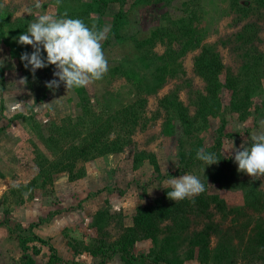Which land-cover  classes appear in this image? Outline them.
<instances>
[{"label":"rangeland","instance_id":"374dc122","mask_svg":"<svg viewBox=\"0 0 264 264\" xmlns=\"http://www.w3.org/2000/svg\"><path fill=\"white\" fill-rule=\"evenodd\" d=\"M74 1L41 0L36 8L35 0H0V22L7 17L10 24L20 23L13 38L6 26L0 35V264H27V256L46 264L50 247L67 264H100V255L87 248L103 246L109 252V244L132 224L136 208L152 204L162 196L165 180L184 173L199 177L205 193L218 195L221 203L211 202L204 210L192 206L183 229L171 221L161 224L159 239L169 236L174 246L163 253L166 264H264V176L253 179L237 171L233 159L236 150L253 143V134L264 131V72L256 66L264 54V6L255 0L111 3L102 14H92L101 27H110L102 41L106 74L82 88L67 89L63 82L49 88L47 82L58 79L55 66L33 72L8 39L17 44L37 15H61ZM122 9L125 19L117 18ZM117 22L119 34L112 31ZM153 34L152 46L137 44ZM203 44L214 45L233 74L260 83L250 92L246 118L227 111V90L222 91L219 115L207 121L197 116L196 102L200 93L206 94V84L195 73L194 59ZM41 55L46 57L42 47ZM166 98L187 108L192 119L188 132L176 113L165 109ZM93 134L121 143L122 149L77 160L74 172L85 175L72 180L58 150ZM218 141L221 159L213 150ZM182 145L185 161H179ZM198 149L214 154L218 163L205 165L196 158ZM139 152L153 154L155 162L144 158L136 165ZM250 188L259 194L247 196ZM103 209L109 223L99 231L91 224ZM169 226L176 232H167ZM160 247L142 239L133 252L147 255ZM33 248L45 252L35 254ZM141 260L133 264H152L153 259ZM106 264L124 262L116 254Z\"/></svg>","mask_w":264,"mask_h":264},{"label":"trees","instance_id":"16d2710c","mask_svg":"<svg viewBox=\"0 0 264 264\" xmlns=\"http://www.w3.org/2000/svg\"><path fill=\"white\" fill-rule=\"evenodd\" d=\"M127 0H91L90 2L75 0L72 6L67 10L69 17L72 18H81L87 25L91 26L93 23H96L98 26H101V20L99 17L92 16L93 13L102 14L107 6L111 3H119L122 7ZM162 1V0H158ZM151 0H133L128 7L134 6L136 4H145L149 3ZM255 2L264 6V0H255ZM65 11L63 10V13ZM62 13V14H63ZM117 18L125 19L126 12L122 9ZM4 26L8 27V30L13 38L16 32L19 31L20 23L10 24V21L7 17L3 18L0 22V35L4 33ZM120 23L117 22L113 28V33L119 34ZM155 36L139 41L137 44L140 46L143 43L148 47L153 45V40ZM11 47L17 50V54L21 55L26 49L24 45L20 43L14 44L9 37L8 39ZM197 45V44H196ZM195 45V46H196ZM192 46L191 48L195 47ZM201 51L198 56L194 59V69L195 73L203 79L206 84V94H199L196 108L197 116L202 117L204 121H207L208 117H216L220 114L222 108L221 105V95L222 91L227 90L230 93L229 104L226 106L228 112L236 113L240 119L246 118L249 111L250 105V92H254L260 86L259 82H254L246 78L245 75L233 74L232 71L224 65L221 60L220 54L216 51L214 45L212 44H203ZM256 60L257 68H260L264 72V54L261 58ZM2 72L0 71V74ZM158 84H154L151 88V91H156ZM165 109L169 111H174L177 115V118L186 126V132H188V127L191 125V118L187 112V108L183 106L182 103L176 101L175 99H165L163 100ZM130 122V120H128ZM224 126V125H223ZM222 126V127H223ZM185 128V127H184ZM74 140V137H72ZM220 142L218 141L216 147L213 150H216V157L221 159V152L218 150ZM182 149L179 151V161H185V155L187 154ZM122 144H118L117 141L105 138L104 140L99 139L96 134L92 135L91 139H84L80 143L73 142L68 149L60 148L58 151L61 154L59 162L66 160V167H68L70 179H79L84 174H77L74 172V165L77 160H92L98 156H102L108 153H116L121 151ZM144 158H150L154 161L155 157L153 154L139 152L135 155V164H140L141 160ZM155 162V161H154ZM0 177H4L3 173L0 171ZM169 189H165L162 193V196L157 198L152 204L146 206H139L136 208V213L133 216L132 224L125 228L122 235L114 244H109V252L104 251L103 246H97L95 248H87V251L91 255L97 256L100 255V264H106V260L110 259L112 256L119 254L121 260L124 264H133V262L138 263L142 261L144 257H152V264H158L160 261L166 264L168 259L163 255L168 249H173L172 239L169 236L159 239V234L163 232L161 224L165 221L173 222V226L176 229H183L187 224V212L190 209H194L192 206L197 207L199 210H204L207 208L211 202L216 205H220L221 200L216 194H206L205 191L200 195H197L192 198H186L181 201H173L169 199L166 195ZM259 192H256V189L250 188L247 190L246 195L251 197H256ZM189 208V209H188ZM7 213V212H5ZM108 211L103 209L97 211L92 220V226L97 230H103L109 223ZM174 227H167V232L170 234L175 233L176 230ZM12 231L10 230V233ZM262 240L264 241V229L261 231ZM165 233V232H164ZM142 239H150L153 244L160 245V249L155 251L151 249L148 254L141 253L136 255L133 252L134 245L137 241ZM42 244H45V240L38 239ZM170 247V248H169ZM22 249H28L25 242L21 244ZM108 248V245H107ZM52 250L51 255L48 258L46 264H58L64 263L67 264L59 257L56 251L50 247ZM33 253H40L38 248L32 249ZM175 251V250H174ZM27 264H35L34 259L31 256H27ZM69 264H81L77 261L69 262Z\"/></svg>","mask_w":264,"mask_h":264},{"label":"clouds","instance_id":"9594fccd","mask_svg":"<svg viewBox=\"0 0 264 264\" xmlns=\"http://www.w3.org/2000/svg\"><path fill=\"white\" fill-rule=\"evenodd\" d=\"M60 0H57L59 4ZM35 7H41V0H35ZM110 27L93 23L87 25L81 18L69 17L67 11L61 15L43 13L29 23L27 30L18 36V43L30 45L31 53H21L20 59L31 70L54 65L53 73L58 79L47 82L49 88L59 87L63 82L65 88L86 87L94 80L102 79L108 71V61L103 52L102 41L107 39ZM41 47L46 57L41 55ZM264 125V120L261 121ZM253 143L249 147L236 150L233 157L237 171L244 172L253 179L264 176V131L252 135ZM235 146L232 142L231 149ZM196 158L205 165L218 163L219 159L212 153L198 149ZM163 188L169 189V199L181 201L192 198L205 191V185L199 177L184 173L163 182ZM143 203V201H140ZM137 201L134 202L136 207Z\"/></svg>","mask_w":264,"mask_h":264},{"label":"crops","instance_id":"0c3cea01","mask_svg":"<svg viewBox=\"0 0 264 264\" xmlns=\"http://www.w3.org/2000/svg\"><path fill=\"white\" fill-rule=\"evenodd\" d=\"M95 213H96V212H95ZM57 215H58V214H57ZM56 218H57V217H56ZM54 219H55V218H54ZM57 219H58V218H57ZM57 219H56V220H57ZM56 220H55V221H56ZM40 252H42V253H43V252H45V251L43 250V251H40ZM71 252L73 253V251H72V250H71ZM66 253H67L68 255H71V256H72V254H70V251H67ZM57 254L59 255V257H60V258H62V260H64V256H62V255H61V254H59L58 252H57ZM115 257H117V258H118V256H115Z\"/></svg>","mask_w":264,"mask_h":264}]
</instances>
